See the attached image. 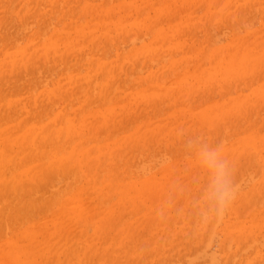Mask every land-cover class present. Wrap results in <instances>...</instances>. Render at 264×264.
Segmentation results:
<instances>
[{"label": "rangeland", "instance_id": "374dc122", "mask_svg": "<svg viewBox=\"0 0 264 264\" xmlns=\"http://www.w3.org/2000/svg\"><path fill=\"white\" fill-rule=\"evenodd\" d=\"M40 1L42 2H39L40 7L37 5L39 9L37 13L24 22H20L16 17L19 2L9 4L11 8L6 19L4 17L3 21L0 19V37L15 43L13 46L18 49L28 42V36L31 33L42 36L40 43H44L57 31L64 30L65 26L69 30L73 29L71 35L64 36L60 40V47L68 41L73 44V47L70 46L69 49L72 63L70 66H75V68L66 71V68L59 65L55 70H48L51 78L44 82L47 74L40 75L45 65V59L41 57V65L37 72L38 81L39 77H45L44 80L39 81L44 82V89H52L53 83L61 80L60 71H64L66 77L77 71L81 76H85L88 67H95L96 59L104 58L107 63L115 64V82L111 84L112 86L110 85L105 103L94 101L88 105V109L94 113H99L104 106L105 109L115 107L113 114L108 113L110 120L113 119L115 124L109 128V136L105 130L100 128L104 126H101L104 122H99L95 118L96 120L92 121L91 125L99 139L109 144L110 150H122L113 157L118 162L123 178L131 179L136 183L144 181L148 185L152 184L150 193L155 207L154 215L161 207L159 204H162L169 195L172 183L179 181L178 186L171 190L174 209L166 217L167 226L163 231V237L172 239L179 229L186 230V234L180 237L181 244L170 261L174 264H187L185 262L225 264L226 261L221 252L222 246L231 254L232 264L233 262L238 264L241 261L248 264H260L264 261L262 260L264 259V159H261L264 156V97L257 99L254 105H247L249 106L248 116L240 114V109L236 107L226 110L231 100H237L239 96L252 100L255 97L252 88H264V0H77L74 1L75 4L63 8L66 10V16L59 24L58 20L56 21L53 17L54 14L48 17L43 16V12L46 11V0ZM88 4L95 10H92L91 14L87 13L86 18H82V9ZM121 21L127 31L124 36L117 33V24ZM157 32H163L158 36L161 46L163 45L161 51L158 47L151 45L152 39L157 37ZM179 43L184 45V48H180ZM1 48L0 41V50ZM133 52L137 54L131 55ZM117 55L122 58L132 56V64H129L127 59L124 65L114 63ZM212 58H215L218 64L214 69L215 76L218 79H228L224 87L222 82H215V78L210 80L213 75L211 78L206 75V71L213 67ZM246 61L251 74L242 75L240 81L234 80L231 76L225 77L229 66L241 65ZM242 67L238 70H242ZM186 73L189 74L187 77H185ZM96 80L92 93L97 97L102 84L108 83V76L99 74ZM26 81H30L29 77ZM16 84L13 80L12 84L6 88H14ZM123 86L128 92L133 91L140 94L142 91H150L151 95L159 97L149 104L145 98L125 101ZM34 89L38 92L40 86L37 84ZM83 89H80L81 93ZM63 95L66 98V92ZM78 97H71V102L74 103ZM74 105L79 106L80 103L76 101ZM120 105L131 111L129 120L125 123H122L120 116H116ZM63 107H65L64 103L58 104L56 101L49 103V108L46 107L43 111L46 116L45 121H48L50 116L53 117ZM68 110L72 111L69 107ZM11 116H15L14 122H16L21 119L23 113L16 110L11 112ZM150 118L155 121L158 128H163L155 131V134L150 136V146L144 147L143 142L138 139L139 134L136 130L139 125L136 121L141 123ZM170 119L173 124L169 126L175 129L169 135V130L167 131L164 126H167ZM212 119L216 121V126L209 131V123ZM179 128H184L188 135H198L212 144H221L225 154L229 148H234L233 152L238 150L241 145L240 138L249 133L255 135L258 143L257 148L253 147L249 151L244 150L242 153L234 154L233 164L240 192L233 206L239 207L241 217L238 218L232 214L231 208L219 226L204 229L201 236H198L201 228L194 223L193 216L188 209L206 183L207 176L198 167L194 157L184 150L183 140L177 136ZM245 129L249 131L243 133ZM90 146L93 148V143H90ZM248 153H250L249 156ZM106 161L104 163L102 160L99 168L103 174L108 169L105 166L110 163L109 159ZM48 175L49 173L43 178ZM68 177V173H56L49 178L50 188L45 191V196H42L43 204L48 203L46 196H49L54 203L48 214L42 210L40 214L35 211L17 214L14 209H9L10 216H16L15 219L26 217L25 221H22L25 223L18 226L20 229L29 227L38 231L35 232L36 235H31L36 241L30 247L28 237H20L10 242L12 236L20 235L15 232L16 228L8 224L7 229L10 230L6 229V234L0 233V264H13L15 253L11 251L14 248H17V252L24 254L23 261L28 264H55L57 257H53L55 251L50 246L54 243L49 240L57 236L61 238V243L66 244L64 231L72 228L70 227L72 225L61 215L54 217L52 212L65 209L67 205L68 207L73 205V208L80 212L77 205L73 204L76 199L78 203L79 200L82 201L80 207L83 204L86 205H83L84 211L82 212L85 217L87 215L86 218H89L87 221L91 222V210L94 205L98 204V201L95 204L91 203L86 194L77 190V187L86 184L84 178L77 179V176H74V179L71 177L72 180L69 178L71 181H67ZM100 184L103 186L102 183ZM180 185L185 186L183 190ZM254 189H256L255 192ZM111 197L110 195L105 200L108 201ZM245 197L247 198L245 202L237 205V202ZM117 200L118 197L115 196L106 204H114ZM17 201L21 202V200ZM25 204L22 201L20 205ZM138 205L140 213L137 218L145 216H143L144 222L140 224L142 225V239L155 237L158 231L154 227V222H146L145 219L149 211L147 202H141ZM100 206L103 207L102 204ZM115 207L114 217H112L115 218L112 220L114 225L111 224V218H106L105 223L102 224V227L110 229L111 233L120 232L127 226L129 223L128 220L126 221L127 218L134 219L133 215H122L121 208ZM184 212L187 214L188 225L178 226L180 215ZM232 222L243 223L246 228H251L248 226L256 222L259 229L250 239L236 246L234 238L226 241L223 238V229H228L227 226ZM149 228H151L150 231H148ZM88 230L91 234L94 232V227L90 225ZM27 247L30 249L26 256ZM235 255L238 256L234 261ZM252 257L256 258L251 261ZM67 261H69L68 258ZM67 261L64 264H68Z\"/></svg>", "mask_w": 264, "mask_h": 264}, {"label": "bare ground", "instance_id": "6f19581e", "mask_svg": "<svg viewBox=\"0 0 264 264\" xmlns=\"http://www.w3.org/2000/svg\"><path fill=\"white\" fill-rule=\"evenodd\" d=\"M74 1L77 0H46V5L44 4L46 11L43 12V16L48 17L54 14L53 17L56 18V21L58 20L59 24L64 21L66 16V10L63 8L70 6V4H75ZM15 2H19L16 17L20 22H24L37 13V10H39L37 5L40 7L42 1L24 0L23 2V0H0L1 21H3V17L6 19V15L11 8L9 4H14ZM92 10L95 9L88 4L82 9V18H86L87 13L91 14L93 12ZM117 25V33L124 36L127 32L126 27L122 21ZM160 30L163 31V29ZM72 31L73 29L69 30L65 26L64 30L57 31L44 43H40L42 36L31 33L28 36V42L18 49L14 48L15 46L13 44L15 43H12L2 36L0 37L2 46L0 50V233L6 234L5 230L8 227L7 225L10 224L12 228H16L15 230L17 231L15 232H17V235H20L16 237L12 236L10 242H14L20 237H28L30 239L28 246H33L36 240H33L31 235H36L35 232L38 230L34 231L33 228L29 227L20 229L18 226L25 223H22V221H25L26 217L15 219L16 216H10L9 209H14V212H17V214H21L22 212L29 213V211H35L37 214H40V210L48 214L50 208L54 206V203L49 196H46L48 203L43 204L42 196H45V191L50 188L49 178L56 173H68L69 177L67 181H71L74 176H77V179H85L86 184L77 187V190L86 194L88 200H91V203L95 204L98 201V204L96 206L94 205L91 210V222L87 221L89 218H86L87 215L85 217L84 212H82L84 211V204L80 207L81 200H79V203L77 199L73 202V204L75 203L77 205L76 207L79 208L78 210L80 212L76 211L73 205H69V207L67 205L65 209H57L52 212L54 217L55 215H61V217H65V220L72 225L70 226L72 228H67L64 231V237L67 239L65 241L66 244L61 243V238L57 236L49 240L54 243L50 244V246L55 251L53 252V257H57L55 264H64L67 258L69 259L67 261L68 264H174L170 260L177 253L175 250L181 244L179 242L180 237L186 234V230L179 229L174 233L172 239L163 237V231L167 226V219L162 220L157 214H153L155 207L152 203V194L150 193L152 184L150 183L148 185L144 181L136 183L131 179L126 180L123 178L119 171L120 167L118 166V162L113 157L117 152L121 153L122 150H110L109 144L107 142L103 143L99 139L97 132L91 125L92 121L96 119L99 122H104V124H101V126H104L100 128L105 130L109 136V128L115 124V121L113 119L110 120V116L108 115V113H114L116 110L115 107L113 109H105L103 105L104 107L100 109L103 112L99 111V113H94L88 109V105L94 101H99L102 104L105 103L110 87L112 86L111 84L115 82V64L107 63L104 58L96 59L94 62L95 67H88L85 76H81L79 71H77L71 76L66 77V73L59 70L61 80L54 82L51 86L52 89L43 88L45 85L44 82H47L51 78L48 70H55L59 65L66 68V71L75 68V66H70L72 63L70 62L71 54L69 53V49L70 46L73 47V44L68 41L60 47V40L64 36L71 35L73 33ZM162 33L157 32V37L155 36L151 42V45L158 47L159 51L163 49V45L161 46V41L158 37ZM178 46L184 48V45L181 43ZM135 54L137 53L133 52L131 55ZM41 57L45 59V65L42 67L44 70L43 73L45 74L42 73L40 75H49L48 77L47 75L45 76L46 81L44 82H39L45 78L43 76L41 78L39 77L38 81L39 75L37 70L41 65ZM126 59L129 64H132V56L122 58L120 55H117L114 63L124 65ZM211 60L213 67L211 70L206 71V75L208 78H211L213 75L210 80L215 78L216 80L214 81L222 82V86L224 87L228 83V79H218L215 76L214 69L218 64L215 58ZM241 66H243L242 70H238ZM250 71L251 69H249L246 61L241 65L229 66L225 77L231 76L234 80L240 81L241 76L251 74ZM99 74L108 76V83L102 84L101 90H99L100 94L96 97L92 93V90L95 82H97L96 77ZM188 75L186 73L185 77ZM28 77L30 81H26ZM13 80L17 83L14 88H6L12 84ZM22 82L24 83L21 84ZM37 84L40 86L38 92L34 89ZM81 88H84L82 93L80 91ZM186 88L192 89L187 86ZM122 89L125 90L123 95L125 101H136L137 99L145 98L149 104L152 100L159 97L158 95H151L150 91H142L139 94L138 92L126 91L124 86ZM63 90L67 94L66 98L63 95ZM252 91L255 95L252 100L239 96L237 100L233 99L230 101L226 110L236 107L240 109V114L248 116L249 106L247 105H254L257 99L264 97V88H252ZM73 96H79L74 101V103L78 101L80 103L79 106L71 102L70 99ZM53 101H56L58 104L64 103L65 107L60 108L53 117L50 116L49 120L45 121L46 116L43 111L46 107L49 108V103ZM119 101L122 102L121 100ZM68 107L72 111H69ZM16 110L22 111L23 116L14 122L15 116H11V112ZM130 112L129 108L120 105L116 116H120L122 123H125L129 120ZM66 118L68 119L65 120ZM91 118L93 119L91 120ZM66 121L70 123L66 124ZM136 123L139 125L136 130L139 134L138 139L143 142L140 143L144 147L150 146V136L154 135L155 131L161 130L159 128H163H158L152 118L141 123L136 121ZM171 124L173 122L170 119L168 120L167 126H164L167 131L169 130V135L175 129L169 126ZM176 126L177 122L175 123ZM214 126H216V121L212 119L209 123V131H212ZM248 131V129H245L243 133H247ZM240 142L241 145H239L238 150L233 152L235 149L229 148L225 154L227 156L229 152H232L228 156L232 163H234V154L242 153L244 150L249 151L253 147L257 148L258 144L255 135L250 133L240 138ZM90 143H93V148L90 146ZM249 155L250 153H248ZM105 159H109L110 163L105 166L108 169L103 174L99 171V168L102 160H104V163L107 162ZM261 159H264V156ZM104 163H102L103 166ZM47 173L49 175L43 178ZM80 175L82 177H78ZM100 183L103 186H100ZM253 191L255 192L256 189ZM110 195L112 196L111 198L118 197V200L116 203L108 205L106 203L111 198L108 201L105 198ZM246 199V197L241 199L242 201L237 202V205H241ZM17 200H21V202L23 201L26 204L22 206L20 205L21 202L18 203ZM141 202H147L148 204L149 211L145 218L146 222H154V227L158 231L155 237L149 239H142L141 236L142 225L140 226V224L144 222L143 218L145 216L143 215L144 217L140 216L137 218L140 213L138 203ZM159 205L161 206V203ZM115 206L121 208L122 215L127 216L130 214L134 216V219L127 218L126 221L128 220L129 222L127 226L122 228L120 232L111 233V230L104 229L102 224L105 223L106 218H111V224L114 225L112 220L115 218L112 217H114ZM238 208L233 206V211L231 212L240 218L241 213L238 211ZM8 215L10 218H8ZM187 219L185 212L181 214L178 226L188 225ZM3 221L6 222L3 223ZM168 221L170 222L171 219ZM251 221L253 222V220ZM90 225L94 227V232L91 234L88 230ZM227 227L228 229H223V234L225 235H223V238L225 241L234 238L236 246L240 245L244 240L250 239L259 229V225L256 222L248 226L251 228H246L243 223L239 224L236 222H232ZM234 229L235 231L233 232ZM203 232L204 229H200L198 236H201ZM169 234L171 236V232ZM30 247L26 248V256L29 253L28 250ZM16 249L14 248L11 251L15 253L13 264H28L26 261H23L24 254L17 252ZM228 250L231 249L228 248ZM221 252L223 253V259L226 261L225 264H232V256L225 250V247L222 246ZM62 256H64L63 259ZM237 256H234V261ZM254 258L256 257H252L251 261ZM185 263L189 264V262ZM233 263L235 264V262ZM238 264L248 263L241 261Z\"/></svg>", "mask_w": 264, "mask_h": 264}, {"label": "clouds", "instance_id": "9594fccd", "mask_svg": "<svg viewBox=\"0 0 264 264\" xmlns=\"http://www.w3.org/2000/svg\"><path fill=\"white\" fill-rule=\"evenodd\" d=\"M177 136L183 140L184 150L194 157L198 167L207 176L206 183L188 211L201 229L219 226L239 196L240 186L236 181L235 165L225 155L221 144H212L198 135H188L184 128L177 130ZM178 184V180L172 183L169 195L157 210V215L162 220L174 209L171 190ZM184 187L180 185L181 190Z\"/></svg>", "mask_w": 264, "mask_h": 264}]
</instances>
